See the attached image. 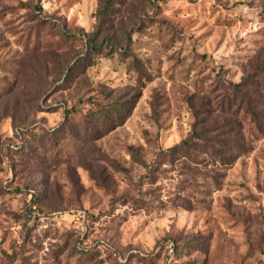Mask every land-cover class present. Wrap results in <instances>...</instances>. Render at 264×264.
Masks as SVG:
<instances>
[{
    "label": "rangeland",
    "instance_id": "374dc122",
    "mask_svg": "<svg viewBox=\"0 0 264 264\" xmlns=\"http://www.w3.org/2000/svg\"><path fill=\"white\" fill-rule=\"evenodd\" d=\"M103 1L0 0V264H264V0Z\"/></svg>",
    "mask_w": 264,
    "mask_h": 264
},
{
    "label": "trees",
    "instance_id": "16d2710c",
    "mask_svg": "<svg viewBox=\"0 0 264 264\" xmlns=\"http://www.w3.org/2000/svg\"><path fill=\"white\" fill-rule=\"evenodd\" d=\"M102 5L100 7V11L98 13V30L95 31L94 34L88 39V45L91 49V53L97 54V56H104L105 54H113L115 50H121L128 53L131 44H132V34L136 31H141L142 27L146 24V17L140 13H133L135 17L133 21L139 23L140 25H136V23L125 24L123 27V41L116 42L112 41V38L109 36L101 35L102 32H105L107 29V22L106 17L109 13L114 12L116 9L113 8L111 1L104 2L103 0H99ZM104 40H107L108 45H105ZM108 50V52H106ZM106 52V53H105ZM92 54V56L94 55ZM133 59L135 57L131 54L129 55ZM235 88H237L240 92L243 93L244 99H246V112L249 113L252 122H257L256 117V102H264V58L257 59L255 64L253 65L252 69H249L246 74L244 75L243 79L240 83L235 84ZM206 95V94H205ZM204 96V95H203ZM105 110L96 109L95 114L99 115L102 118L105 114L103 113ZM114 128V127H113ZM201 131H194L193 136L195 137V143H191L189 138L185 140L180 147L186 146L190 148H195L196 146H201L196 144L197 141L202 140L203 137L200 135ZM197 148V147H196ZM201 148V147H198ZM213 150V149H212Z\"/></svg>",
    "mask_w": 264,
    "mask_h": 264
}]
</instances>
